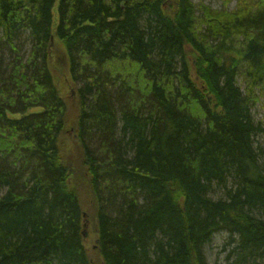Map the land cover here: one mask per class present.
I'll return each mask as SVG.
<instances>
[{
	"label": "trees",
	"instance_id": "16d2710c",
	"mask_svg": "<svg viewBox=\"0 0 264 264\" xmlns=\"http://www.w3.org/2000/svg\"><path fill=\"white\" fill-rule=\"evenodd\" d=\"M235 1L0 0V264H207L220 232L264 264V0Z\"/></svg>",
	"mask_w": 264,
	"mask_h": 264
},
{
	"label": "rangeland",
	"instance_id": "374dc122",
	"mask_svg": "<svg viewBox=\"0 0 264 264\" xmlns=\"http://www.w3.org/2000/svg\"><path fill=\"white\" fill-rule=\"evenodd\" d=\"M194 4L203 3L212 9H222L224 0H191ZM228 5L226 9L233 10L236 5L235 0H227ZM56 10V8H55ZM56 19V15H55ZM56 21V20H55ZM21 51L24 58L27 57L30 51V42L27 38L22 39ZM50 68L57 81V88L60 91L61 96L70 107L75 108L77 105L78 97L76 93V87L71 81L68 68V58L66 56L64 47L61 42L56 41L54 48L51 52V59L49 62ZM34 111V110H31ZM30 111V112H31ZM253 120L256 124H260L264 128V96L261 97L260 101L251 111ZM258 141L264 145V138L262 135L258 136ZM221 195L220 192H216L215 196ZM85 217V215H84ZM85 235V234H84ZM228 235L224 232L215 234L212 237L211 242L205 248V257L207 264H229L231 261L226 260L231 247H227ZM92 245V244H88Z\"/></svg>",
	"mask_w": 264,
	"mask_h": 264
},
{
	"label": "bare ground",
	"instance_id": "6f19581e",
	"mask_svg": "<svg viewBox=\"0 0 264 264\" xmlns=\"http://www.w3.org/2000/svg\"><path fill=\"white\" fill-rule=\"evenodd\" d=\"M55 35V34H54Z\"/></svg>",
	"mask_w": 264,
	"mask_h": 264
}]
</instances>
